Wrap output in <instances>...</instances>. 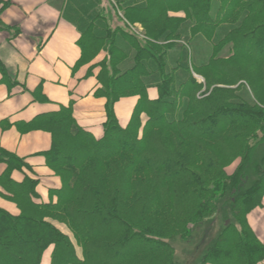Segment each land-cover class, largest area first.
Masks as SVG:
<instances>
[{
    "label": "trees",
    "instance_id": "1",
    "mask_svg": "<svg viewBox=\"0 0 264 264\" xmlns=\"http://www.w3.org/2000/svg\"><path fill=\"white\" fill-rule=\"evenodd\" d=\"M71 8L81 63L105 54L90 66L100 68L104 134L80 127L72 104L33 120L52 135L44 156L61 179L47 202L36 200V178L12 179L27 164L0 148V194L20 210L0 208V264H41L50 246V264H187L175 244L228 205L232 219L201 263L260 264L264 243L248 215L264 198V0H73ZM128 97L135 104L121 124L115 105Z\"/></svg>",
    "mask_w": 264,
    "mask_h": 264
},
{
    "label": "crops",
    "instance_id": "2",
    "mask_svg": "<svg viewBox=\"0 0 264 264\" xmlns=\"http://www.w3.org/2000/svg\"><path fill=\"white\" fill-rule=\"evenodd\" d=\"M73 0H0V148L24 159L26 166L14 170L17 182L31 176L38 180L37 201L51 200L50 189L61 187V179L47 163L44 153L52 147V135L33 120L72 104L77 124L97 139L104 134L106 99L97 92L100 70L81 63V31L73 21ZM91 68V69H90ZM155 87L150 99L158 98ZM135 97L122 98L115 105L121 124L131 116ZM7 164L0 162V175ZM0 208L13 215L17 204L0 194ZM248 221L264 243V198ZM53 246L43 254L41 264H50ZM264 264V260L260 263Z\"/></svg>",
    "mask_w": 264,
    "mask_h": 264
},
{
    "label": "rangeland",
    "instance_id": "3",
    "mask_svg": "<svg viewBox=\"0 0 264 264\" xmlns=\"http://www.w3.org/2000/svg\"><path fill=\"white\" fill-rule=\"evenodd\" d=\"M117 23V21H115ZM135 28H140V30L144 31V27L142 24L137 23ZM241 84H244L245 89H247V93L249 97L255 101V97L252 94V91L247 85V82H240ZM240 83H237L236 85H221L223 87H227L231 90H236V88L240 85ZM236 163L229 166L226 171L227 174H231L235 168ZM230 206V205H228ZM228 206L224 208V206H221V208L218 209V211L215 213L213 218L206 222L202 226H198L195 231L193 232V240H190L188 243H176V247L178 248V251L181 254L182 260L186 259L188 262L187 264H212V263H201L202 255L204 252H206L212 243L217 239L218 235L224 230V227L226 224H229V221L232 219V215L230 214V211H227ZM61 228L68 232V230L61 226ZM206 235V236H204ZM203 237V239H202ZM199 245V246H198ZM198 246V247H197ZM132 247V246H131ZM131 250L129 249L124 250L123 252H120L117 257H123L129 255ZM78 253L81 255V250L78 248ZM236 254H239V251H236ZM184 261V260H183ZM185 262V261H184Z\"/></svg>",
    "mask_w": 264,
    "mask_h": 264
}]
</instances>
